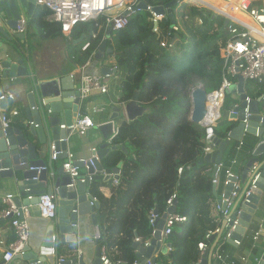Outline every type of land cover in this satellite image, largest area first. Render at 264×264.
I'll list each match as a JSON object with an SVG mask.
<instances>
[{"label":"trees","instance_id":"1","mask_svg":"<svg viewBox=\"0 0 264 264\" xmlns=\"http://www.w3.org/2000/svg\"><path fill=\"white\" fill-rule=\"evenodd\" d=\"M171 1L158 0L155 3L154 0H141L150 7L164 6ZM195 1L206 4L203 0ZM253 4L263 5L262 2ZM182 7L186 6L182 5L180 9ZM184 15L187 20L183 32H170V21L164 19L162 33L156 37L148 21L149 14L143 13L134 16L126 28L111 33L110 40L105 42L112 53L104 57H113L114 65L122 72L121 78L129 77L140 83L138 102L145 110L142 117L132 122H122L118 128L111 146L125 148L126 152L111 151L102 159L106 169L120 165L119 185L112 196L105 199L96 183L90 190L99 204L96 219L101 240L98 246L106 247L108 257L113 262H133L135 239H140L141 243L151 239L153 228L149 224L150 216L154 210L160 218L165 215L166 200L174 190L178 194L175 213L185 216L187 221L178 225L180 230L173 228L167 239L172 247L168 259L160 258L157 263L198 264L200 254L197 245L203 242L210 246L205 236L220 227L221 215L206 220L198 216L202 212L198 195L206 197L203 202L214 200V196L211 177L206 175L211 166L203 162L206 131L189 120V96L191 90L197 87L196 80L204 90L219 86L224 69L221 54L229 34L226 28L221 31L225 19L213 14L211 9L191 6L186 8ZM48 16L49 11L38 8L29 21V24L37 26V34L42 41L63 36L57 24L48 22L41 25L42 18ZM86 25L80 30L86 37L98 31L93 24ZM101 36L102 32L99 33ZM165 37L169 41L176 39L178 50L169 52L161 48L159 42ZM98 41L93 42L91 48L83 53L82 59L75 63L84 64L97 48ZM12 44L24 45L20 40ZM256 87L264 91V82ZM225 104L226 100L224 107L229 110L234 106V101L231 105L227 103L228 107ZM260 106L264 108V100ZM15 125L23 128L19 119ZM233 127L234 124H230L224 132L218 129L216 139L226 140ZM256 144V141L245 138L240 151L236 152V144L233 146L230 158L237 156V165L240 166L237 174L251 159ZM129 150L130 156L127 154ZM179 167L184 168L180 177L177 175ZM197 222L200 223L199 228L196 227ZM251 229L253 232L257 227L251 224ZM222 240L223 237L220 243ZM247 241L251 242L252 248L250 235ZM230 248L231 245L226 242L222 246V250L237 264L232 253L228 252ZM261 249L263 247L254 248V254L260 256Z\"/></svg>","mask_w":264,"mask_h":264},{"label":"water","instance_id":"2","mask_svg":"<svg viewBox=\"0 0 264 264\" xmlns=\"http://www.w3.org/2000/svg\"><path fill=\"white\" fill-rule=\"evenodd\" d=\"M182 1L173 0L164 6L152 7V12L157 16L166 15L171 24H174L173 9ZM34 2L35 0H0V36L11 43L16 42V40L22 42L24 35H15L13 31L17 28L23 14L28 17L33 15L36 9ZM205 6L212 9L208 5ZM139 7L143 10L146 9L144 3H140ZM229 22L230 18H225L221 31L228 26ZM84 39L85 35H82L74 44H79ZM111 53L112 50L106 48V44H102L94 55V59L100 61L103 55ZM107 72V70H101L103 75L107 74ZM0 79L7 80L9 86L19 88V96L23 97L25 101L26 122L33 124L26 128L24 127L23 130L14 129L10 126L4 132L0 125V187L6 185L15 189L19 195L15 198L18 206H37L39 197L43 194L55 195L57 205L56 219L48 223L44 242L40 245V248L34 251L26 244L22 251L23 254L16 256L15 260H22L27 264H83L80 258L78 260L73 258L60 262L57 244H75L79 217L90 215L92 224L97 226L94 212L99 205L98 202L93 201L90 191L91 187L95 182L101 181L111 185V175L119 172L120 165L114 169H106L102 165V159L111 151H125V149L118 146H102L99 150L100 161L98 163L94 162L95 169L89 167L86 171L91 176V180L85 183L77 180L72 183V180L65 175L62 166L56 168L54 162L50 160V148L51 145H54L56 150L63 152L57 161L65 160L67 143H59L58 140L65 138L68 132L60 129V126H70L82 107L77 83H74L70 76L47 81H36L22 59L12 62L8 58L0 64ZM244 89L245 82L240 77L237 79V85L230 87L227 94L238 96L239 98L234 108L237 114L231 116V118L236 119V123L227 134L226 140L220 141L216 138H211L215 143L216 149L211 155H207L203 159L204 163L212 166L219 164L230 141H240L243 133L255 136L259 140L252 158L247 162L240 175L241 188L239 195L228 214V217L234 219L235 212L239 208L241 209L238 225L234 233L231 234V239L227 241L232 246H234L233 240L240 239L241 236L246 235L251 217L255 215L260 197L264 194V116H261L258 110L259 100L245 102L247 95ZM206 95V90L201 86L195 87L190 93L191 110L189 120L195 125L201 123L206 116ZM6 105L7 102H2L1 109L5 110ZM245 109L248 112L247 118H245ZM112 111L117 114L112 116L111 120L117 119L121 111L125 114L128 121H134L145 113L144 108L139 105L137 91L123 108H114ZM245 119L247 123L243 124ZM207 132L210 133V130ZM46 157L47 162L44 160ZM75 164L84 169L82 164L78 162ZM254 166L255 169L252 170ZM39 168H45V170L38 171L37 169ZM215 169H213L212 173H207V175H213ZM257 175L258 177L254 184L255 188L251 190V195L247 198L249 203L240 205L245 192ZM49 177L52 179V183L47 185ZM114 179L118 180L119 177L116 176ZM233 182L234 179H231L230 183L225 186L224 198L229 196ZM213 190H215V187ZM91 202L93 206H90ZM175 205L176 202L157 221L154 238L146 249L136 243L134 244V249L139 251L137 260L141 263L154 253L165 255L167 250L171 249L170 244L162 245L159 241L160 232L167 216L175 214ZM154 214L157 215L156 210H154ZM224 225L225 220H223L222 230ZM53 236L57 240L55 246L57 253L54 256L51 254L52 246L49 243ZM220 237L221 233L209 239L211 247L203 252L200 264H210L213 250ZM92 264H100L98 249ZM259 264H264V255Z\"/></svg>","mask_w":264,"mask_h":264},{"label":"built area","instance_id":"3","mask_svg":"<svg viewBox=\"0 0 264 264\" xmlns=\"http://www.w3.org/2000/svg\"><path fill=\"white\" fill-rule=\"evenodd\" d=\"M255 2H262V0H240L237 2V8L240 12L246 14L248 18L253 23L254 27H248V25L241 23L230 16H227L223 13L215 11L217 15L225 18H230V22L226 27L229 34V39L226 42L225 49L223 50L222 58L224 60V69L221 82L219 86L213 89L210 92H207L206 98V116L204 120L199 123L201 129L206 131L205 136V145L203 148V157L211 155L215 151V143L211 138L215 137V133L218 131L217 124L224 123L226 124H235L236 119L231 118L232 115L237 113L234 111L236 106H233L230 110L226 111L224 118L222 117L221 110H224V103L227 93L232 85H237V79L240 77L244 80L245 83H253L255 85H260L264 82V7L254 5ZM143 3L141 0H35L34 5L36 8L46 9L50 12V17L53 23L57 24L60 28V32L65 37H70L74 30L83 24H93L94 28L98 31L92 33L90 36L85 37L80 46L81 52H86L89 50L93 42L98 41L97 48L91 53L90 59L94 58V55L99 50L102 44H106V41H109V36L113 32H117L126 28L132 18L136 15L143 13H148V21L152 24V34L158 37L161 33V24L163 20H169L167 16L156 15L152 12V7L147 6L143 10L139 7V4ZM182 5H192L198 8L197 4L207 8L206 4H201L195 0H183L178 6ZM210 9V8H208ZM212 10V9H211ZM173 14L174 24L169 26L170 32L180 31V25H183L187 17L183 14L181 18L178 19L179 25L177 23V18ZM181 23V24H180ZM28 25L27 20L21 19L18 22L17 28L13 31L15 35H23L26 32V27ZM102 32V36L99 37V33ZM110 32V33H109ZM109 33V36H108ZM174 40L176 41L174 43ZM159 46L169 52L176 49L177 40L173 39L171 41L168 38H164L159 42ZM174 48V49H173ZM104 56V55H103ZM102 56V57H103ZM89 59V60H90ZM117 66L113 65V68L109 73L105 75H81L77 80L79 99L82 103L81 109L78 111L76 117L73 119V122L70 126L61 125L60 129L66 130L68 132L67 136L63 139H59V143H67L71 135L85 136L90 130L95 128L94 122L90 117L87 116L85 112V106L94 96H108L109 89L111 86V81L114 78L113 76L118 72ZM71 79H74L73 75H70ZM76 79V76H75ZM193 90V89H192ZM191 90V91H192ZM245 91V89H244ZM246 94V92H245ZM247 95V94H246ZM15 99L14 95L10 92L3 91L0 88V125L1 129L4 130L11 126L12 120L19 117V111L17 109H12L9 111H3L1 109L2 102H13ZM264 100V93L262 95ZM251 99L249 96L246 97L245 102L248 103ZM97 109H93V113H97ZM245 118L248 117L247 109H245ZM247 120L243 121V124H246ZM111 124V136L108 139V146H111L114 138L118 134L119 126H115V122H110ZM33 125L32 123L25 122L24 127ZM210 130V133L207 131ZM245 136L243 133L241 140L239 141L236 152L240 151L243 147L242 139ZM258 145V144H257ZM63 154L62 151L56 150L54 145H51L50 148V160L56 162L58 157ZM99 150L97 148H91L90 157L87 159L78 160V163L82 164L84 170L87 171L89 167L94 168V162H99ZM237 156L233 158H228L225 162L221 161L219 164L212 166L209 173H212L213 169L215 172L211 175V183L213 186L219 184L222 180V184L226 186L230 183L231 179H234L232 183V190L229 193L227 198L222 197L216 202V211L221 215L222 219L225 220V225L223 230L216 229L212 233H208L205 236L206 240H209L212 236H217L221 233L223 237L218 242V247L214 249L211 259L214 264H236L235 260H232L227 253L222 250L223 244L227 243L231 239V234L234 233L235 228L239 222V215L241 209L239 208L235 212V218L232 219L228 217L229 211L231 210L234 201L238 198L240 191V175L235 171L237 166ZM189 169V167H187ZM62 169L66 176H68L72 183L77 180L85 183L86 181L91 180V176L87 173L81 174L80 166L73 162V155L66 152V158L62 163ZM255 169V166L252 170ZM45 170V168L37 169ZM184 168L179 167L177 169L178 177L181 176ZM105 176V175H104ZM116 176H120L119 172L111 175V184L118 186V180L114 179ZM258 175L252 180L248 190L245 192L244 197L240 205L249 203L247 198L251 195V190L255 188L254 184L256 182ZM36 180V179H34ZM72 186V185H71ZM177 191L174 190L169 198L166 200V209L173 207L174 202L177 199ZM93 201L97 202L95 198ZM3 209L0 211V218L7 220L9 226L13 231L14 240L8 244L1 255V264H11L16 256H21L23 249L28 242L29 238V224L28 221L31 219V213L27 206H18L15 202V197L13 195H6L2 199ZM90 206H93V203H90ZM39 217L46 221H53L56 219L57 215V205H56V196L53 194H43L39 197V202L37 204ZM166 210V213H167ZM264 217V210L262 212ZM160 219L158 215L154 213L150 216L149 224L153 228L152 238H154L156 224ZM187 221L185 216L178 214L168 215L162 231L160 232V241L162 245H165L166 239L172 234L173 228L180 224H183ZM263 228H264V219H262L257 226V229L252 232L250 239L253 243L252 250L257 248L260 240L263 237ZM244 236H241L240 239L233 240L235 247H240L242 244ZM93 239L99 244L101 240V232L97 226H95L93 231ZM56 238L53 236L49 242L52 246L51 254L56 255ZM135 243L138 244L143 249H146L150 241L141 243L140 239L136 238ZM209 246L203 242H200L197 245L199 252L203 253L208 250ZM99 250V261L100 264H128L123 261H111L108 257V252L105 246H98ZM139 254V251L136 250ZM157 254V253H156ZM152 255L150 258L145 259L142 263L138 260L133 261L131 264H158L155 260V255ZM77 257L81 256V252L77 251ZM264 255V249L262 254L259 256H254L252 260H249L247 257H241V264H259ZM66 260L63 257H59V261L63 262ZM22 264V263H16ZM26 264V263H23Z\"/></svg>","mask_w":264,"mask_h":264},{"label":"crops","instance_id":"4","mask_svg":"<svg viewBox=\"0 0 264 264\" xmlns=\"http://www.w3.org/2000/svg\"><path fill=\"white\" fill-rule=\"evenodd\" d=\"M238 1L239 0H228V2H232L233 5L237 4ZM262 3L264 7V0H262ZM206 5L209 6L208 2ZM37 10L38 8L34 10L33 14H35ZM32 16L28 17L25 14L22 15V19H25L28 22V25L26 27V32L23 34L24 35V40H23L24 45L20 44L19 46H15L11 42H8L5 38L0 36V64L3 61H5L7 58L10 59L12 62H16L17 60L22 59L25 63V66L29 68V70L31 71L36 81H47V80L61 78L64 76L73 75L74 83H77V80L79 79L81 75H93V74L103 75L101 73L102 69L107 70L108 71L107 73H109V71L113 68V66L111 65V63L114 65L113 59L110 60L111 63L109 64L105 65L102 63V61L105 60L104 56L101 57L100 61H96L94 58L90 59L89 57L90 60L88 59L82 65L75 63L78 60H80V58L82 59V55L83 53H85V52H81L80 50V46L82 45L83 40L79 44L77 43L74 44V42L77 41L83 35L80 33V30L82 28H77L70 37L62 36V37L55 38V39L45 40V41H42L41 43L38 42L37 41L38 34L36 30L37 26L33 24H29V21H31ZM48 22L50 23L53 22L51 17L50 16L43 17L41 20V25L46 24ZM248 27L253 28L254 27L253 23H252V26L248 25ZM121 73L122 72L118 71L113 76L114 78L111 81V86L109 89L108 96H94L86 104L85 112L87 116L90 117L92 121L94 122L95 128L90 130L85 136H78L74 134L69 137L68 142H67V151L73 155V162L76 163L78 162V160L89 158L91 148H97L98 150H100L102 146L104 147L108 146V139L111 136V126L109 125L110 122L112 121L115 122V126H120L122 122H126V123L132 122V121L127 120L125 114H123L122 111L119 112L117 119L111 120V117L117 114L113 112L112 110L114 108H123V106L130 100L133 94L140 88L139 82H135L129 79V77L121 78L122 77ZM75 76H76V79H75ZM251 84L252 86H250V88L248 89L247 83H245V92L247 96H249L251 99L259 100L258 110L260 112V115L264 116V108H261L260 106L261 101L263 100L262 95L264 91L262 89L261 91L260 88H257L255 84L253 83ZM0 88L3 91L12 93L15 97L13 102L7 103L6 108L3 111L4 112L8 111V113L12 109H17L19 111V117L12 120L11 127H13L14 129H18V130H23L24 124L26 122V116L24 112L25 101L23 97L19 96V88L15 86H9L7 84V80H2V79H0ZM121 92L122 94H124L123 98H121ZM258 94H260V96L255 97ZM236 97L238 96H235V98ZM236 103L237 101H235L234 99V106ZM93 109H97L98 112L93 113ZM226 111H228V109H225L224 107V114L226 113ZM18 119L23 125V128H19L15 125V121H18ZM245 138H250L256 141L257 144L259 143V140L255 136L245 135L242 139V142H244ZM238 143L239 141H230L224 153L222 161L225 162L228 158H230V153L232 151L233 146L238 145ZM204 144H205V141H204ZM256 146L254 147L252 151V156H253V152ZM108 147H112V146H108ZM124 152H126V149ZM127 152L130 153L131 150ZM44 160L45 162H47V157L44 158ZM63 161L64 160H59V161L54 162V166L56 168H58L59 166H62ZM210 166L212 168V165ZM211 168L207 171V173H209ZM238 168H240L239 165L235 167L236 172ZM244 168L245 167H243L239 175H241ZM80 172L81 174L86 173L84 169H81ZM119 174L121 175V169H119ZM207 177H211V176L207 175ZM119 179H120V176H119ZM51 183H52V179L49 177L47 181V185ZM95 183H96L95 185L98 186V191L103 195L105 199H109L112 196L113 191L118 187V186H114L113 184L108 185L107 183L103 181L95 182ZM214 187H215V190H213ZM224 192H225V186L222 184V180H221L218 185L216 186L212 185V193L214 196V200L203 202L206 197H204L203 195H198V199L200 201L199 209L202 210L201 214L198 215L200 216L199 219L201 220L203 219L206 220L208 218L214 219L216 216L220 215L216 211V202L220 200ZM6 195H13L15 198L19 196L18 193L15 191V189H13L12 187H8L6 185H3L2 187H0V210L3 209L2 199ZM28 208L30 210L32 217L28 221L29 238H28L27 245L31 248V250L37 251L38 248H40V245L44 242L45 231L50 221L43 220L39 217L37 206H28ZM263 210H264V194L262 197H260V201L258 203L255 215L251 217L249 229H247V233L242 240V246L235 247L231 245V248L228 250V252H231L232 256L236 259L237 264L238 263L241 264L240 263L241 257H247L249 260H252V258L256 256L252 248L250 247L249 243L251 242L247 240H248V235L252 234L251 224L257 227L258 223L262 219H264L263 214H262ZM96 211L94 212L95 216H97ZM222 226H223V219L221 217L220 227H218L217 229L222 230ZM196 227L199 228L200 223L197 222ZM94 228L95 226L91 222L90 215L79 217L77 221V232H76L75 244H67V243L57 244V251L59 255L65 258L66 260H71L73 258L78 260L80 258L83 264H92L95 259L96 251L98 249V243L93 239ZM263 231H264V228H263ZM13 239H14V234H13L12 229L9 226V222L7 220H3L0 218V258H1L4 248L8 244H10ZM152 239H150L149 241L151 242ZM219 240L217 241L215 248L218 247ZM165 243L169 244L167 242V239ZM257 246L259 247V249L260 247L261 248L263 247L264 249V232H263V237ZM210 247H211V244L209 248ZM171 250H172V247L171 249L167 250V253L165 255H162L160 253H157V254L154 253L156 254L155 255L156 262H158L160 258L168 259V254L171 252ZM77 251L81 252L80 257H77L78 256ZM262 251L263 250L261 249V254H262ZM137 254L138 253L135 250V255H134L135 257L133 261L138 259ZM199 254H200V260L198 261V264H200L203 253L199 252ZM16 263L23 264L25 262H23L22 260H14L11 264H16ZM0 264H1V260H0ZM210 264H214L212 259L210 260Z\"/></svg>","mask_w":264,"mask_h":264},{"label":"rangeland","instance_id":"5","mask_svg":"<svg viewBox=\"0 0 264 264\" xmlns=\"http://www.w3.org/2000/svg\"><path fill=\"white\" fill-rule=\"evenodd\" d=\"M154 2L155 3H157L158 2V0H154ZM198 5V8L197 7H195V8H197V9H204L205 7H203V6H201L200 4H197ZM203 5V4H202ZM180 6H182V4H180L178 7H176L174 10H173V13H174V15H175V17L177 18V23H178V25H179V21H178V19H180L181 18V15L182 14H184L185 12H186V8H188V7H191L192 5H188V4H186V5H184V6H186V7H182L181 9H180ZM195 6V5H194ZM194 6H192V7H194ZM182 11V12H181ZM212 12H213V14H216V12L214 11V10H212ZM234 18H237L236 16H233ZM181 24V23H180ZM185 23L183 24V25H180V31H182L183 32V30H185ZM87 25L86 24H83V25H79L77 28H83V27H86ZM37 41L38 42H42V40L39 38V37H37ZM176 41L174 40V43H175ZM174 49V48H173ZM175 50H178V49H175ZM175 50H172V51H175ZM223 54V53H222ZM222 54H221V56H222ZM112 58L110 57V58H108V57H105V60H103L102 61V63L103 64H109V63H111L110 62V60H111ZM111 65L113 66V64L111 63ZM195 83H197L196 85H197V87L200 85V84H198V82H197V80L195 81ZM250 86H252V84L251 83H249V82H247V88L249 89L250 88ZM213 89L212 88H207L206 89V92H210V91H212ZM228 98V99H227ZM234 99H235V101H238L239 100V98L238 97H236L235 98V96L234 95H227L226 96V104H225V106L226 107H228V104L227 103H229L230 105L233 103V101H234ZM221 114H222V117L224 118V116H225V114H224V110H221ZM111 125V124H110ZM217 126H218V129L219 130H221V131H225L226 130V128H227V126H229V124H226V122H224V123H219V124H217ZM131 155V152L130 153H128V156H130ZM175 230H179V227H176L175 226Z\"/></svg>","mask_w":264,"mask_h":264},{"label":"bare ground","instance_id":"6","mask_svg":"<svg viewBox=\"0 0 264 264\" xmlns=\"http://www.w3.org/2000/svg\"><path fill=\"white\" fill-rule=\"evenodd\" d=\"M206 4L208 2L209 6L220 13H223L227 16H230L234 19L233 16H236L235 20L244 23L246 25L252 26L251 20L248 16L242 12H240L237 8V4H232V2H228L225 0H203ZM207 1V2H206Z\"/></svg>","mask_w":264,"mask_h":264}]
</instances>
